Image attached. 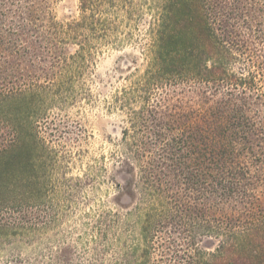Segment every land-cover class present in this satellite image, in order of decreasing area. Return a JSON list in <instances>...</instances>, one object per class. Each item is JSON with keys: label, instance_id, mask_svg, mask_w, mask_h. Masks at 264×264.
I'll return each instance as SVG.
<instances>
[{"label": "trees", "instance_id": "16d2710c", "mask_svg": "<svg viewBox=\"0 0 264 264\" xmlns=\"http://www.w3.org/2000/svg\"><path fill=\"white\" fill-rule=\"evenodd\" d=\"M91 2L82 1L83 11ZM48 5L49 0H0L4 200L25 198L34 186L38 141L32 108L36 89L43 87L35 82L50 80L48 67L62 61L57 53L65 41H78L80 51L91 49L81 30H95L94 23L84 18L62 27ZM157 15L151 65L124 92L123 105V140L138 195L128 217L137 216L142 227L144 258L153 245L151 227H175L177 237L159 246L166 261L264 264V176L257 170L264 160V127L250 99L256 78L254 72L237 76L227 70L233 52L251 61L256 53L257 72L264 75V0H161ZM189 78L201 85L192 96L150 100L154 82ZM204 238L216 241L213 251L200 246Z\"/></svg>", "mask_w": 264, "mask_h": 264}, {"label": "rangeland", "instance_id": "374dc122", "mask_svg": "<svg viewBox=\"0 0 264 264\" xmlns=\"http://www.w3.org/2000/svg\"><path fill=\"white\" fill-rule=\"evenodd\" d=\"M82 1L49 0L48 14L60 26L87 18L95 30H81L90 38L89 51H80L78 41H65L57 53L62 61L48 67L50 80L35 82L43 85L32 108L35 181L25 198L9 201L0 193L6 201L0 204V264H174L173 257L162 259L159 246L177 237L175 227H151L153 245L144 258L142 227L137 216L128 217L138 195L123 140L124 92L142 81L151 65L161 0H92L87 11ZM233 53L229 73H255L250 99L264 127L261 58ZM196 87L201 85L192 78L154 82L149 96L151 101L192 96ZM258 168L264 176V160ZM200 246L211 252L216 241L204 238Z\"/></svg>", "mask_w": 264, "mask_h": 264}]
</instances>
